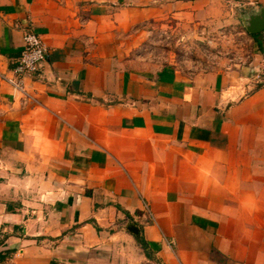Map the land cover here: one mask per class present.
Here are the masks:
<instances>
[{
    "label": "crops",
    "instance_id": "crops-1",
    "mask_svg": "<svg viewBox=\"0 0 264 264\" xmlns=\"http://www.w3.org/2000/svg\"><path fill=\"white\" fill-rule=\"evenodd\" d=\"M226 1L229 22L264 9ZM219 12V0H0V264H264L260 34L244 65L201 71L139 66L121 47L143 21ZM28 29L48 55L17 89L6 78Z\"/></svg>",
    "mask_w": 264,
    "mask_h": 264
},
{
    "label": "rangeland",
    "instance_id": "rangeland-1",
    "mask_svg": "<svg viewBox=\"0 0 264 264\" xmlns=\"http://www.w3.org/2000/svg\"><path fill=\"white\" fill-rule=\"evenodd\" d=\"M219 6L224 12H219L213 23L198 24L191 17L170 16L143 21L123 31L124 55L154 70L201 71L242 65L256 44L239 12L234 10V20L229 22V2L219 0Z\"/></svg>",
    "mask_w": 264,
    "mask_h": 264
},
{
    "label": "built area",
    "instance_id": "built-area-1",
    "mask_svg": "<svg viewBox=\"0 0 264 264\" xmlns=\"http://www.w3.org/2000/svg\"><path fill=\"white\" fill-rule=\"evenodd\" d=\"M264 5V0H262ZM260 41L264 47V29L259 33ZM48 55V46L44 39L33 30L28 29L23 35V48L15 62L13 67L14 76L6 78L7 81L17 89H22V77L28 74H36L39 71L41 63L46 60ZM245 64V61L242 65ZM262 72L255 74L256 83L263 84ZM145 209L150 210L145 203ZM150 220L154 221V217L151 212L148 211ZM4 264H12L6 262Z\"/></svg>",
    "mask_w": 264,
    "mask_h": 264
},
{
    "label": "water",
    "instance_id": "water-1",
    "mask_svg": "<svg viewBox=\"0 0 264 264\" xmlns=\"http://www.w3.org/2000/svg\"><path fill=\"white\" fill-rule=\"evenodd\" d=\"M246 30L252 34H258L264 29V9L259 15H252L247 23H245ZM128 230L134 233L136 236H140L139 227L132 224L128 227Z\"/></svg>",
    "mask_w": 264,
    "mask_h": 264
},
{
    "label": "trees",
    "instance_id": "trees-1",
    "mask_svg": "<svg viewBox=\"0 0 264 264\" xmlns=\"http://www.w3.org/2000/svg\"><path fill=\"white\" fill-rule=\"evenodd\" d=\"M257 34H252V36L255 38ZM144 244V241H141Z\"/></svg>",
    "mask_w": 264,
    "mask_h": 264
}]
</instances>
